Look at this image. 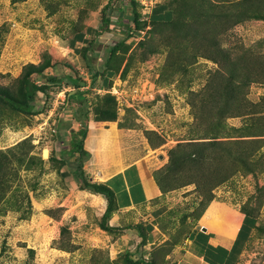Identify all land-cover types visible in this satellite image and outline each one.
Listing matches in <instances>:
<instances>
[{"label":"rangeland","instance_id":"1","mask_svg":"<svg viewBox=\"0 0 264 264\" xmlns=\"http://www.w3.org/2000/svg\"><path fill=\"white\" fill-rule=\"evenodd\" d=\"M135 1L141 24L133 20L131 36L110 54L126 26L89 43L109 0H0V84L17 91L29 63H50L46 74L83 80L91 60L102 67L110 55L111 86L90 94L93 127L88 125L84 140V164L116 162L117 157H105L117 151L116 143L130 160L152 156L155 161L144 160L145 167L158 164L161 154L155 180L170 199L155 217L160 240L136 250L124 236L131 229L101 227L107 199L102 195L105 204L99 206L74 174L79 151L70 130L83 129L72 117L80 96L64 82L52 83L39 92L42 112L0 111V152L16 154L0 176L6 184L0 195V264H130L129 250L135 257L158 251V264H172L215 198L260 216L264 227V115L261 91H255L264 85V0L225 5L190 0L199 14L180 25L144 18L160 0ZM130 6L123 0L112 8H122L127 21L133 19ZM255 6L262 13L238 21ZM80 35H86L84 42ZM42 78L38 75L39 83ZM111 127L123 129L116 136ZM90 129L103 130L101 139L112 143L97 149L92 163L89 141L96 132ZM144 169L147 176L153 171ZM111 221L112 215L105 222L114 225ZM243 258V264H264V231L253 237Z\"/></svg>","mask_w":264,"mask_h":264},{"label":"crops","instance_id":"2","mask_svg":"<svg viewBox=\"0 0 264 264\" xmlns=\"http://www.w3.org/2000/svg\"><path fill=\"white\" fill-rule=\"evenodd\" d=\"M168 0H160L158 3H164ZM169 2V1H168ZM157 3V4H158ZM155 7V6H154ZM154 7L147 8L148 13L144 18L151 21V14ZM169 9L173 11V21H189L193 14L197 11L194 7L185 5H169ZM177 10L180 13H177ZM143 16V15H141ZM177 17L180 19H177ZM111 78L109 85L111 86ZM90 85L92 81V75L87 72V76L84 77ZM104 76H100L96 84L92 86V91H100L102 89H107L102 81ZM86 86V88L89 87ZM109 86V87H110ZM255 91H261L260 101H261V114L264 115V85H260L259 88H255ZM91 118L89 119L88 125L90 126ZM93 125L90 126L92 128ZM98 129H103L104 127L97 126ZM96 129V128H95ZM109 128L111 133H115L119 136V130L123 128L117 127ZM92 131V129H90ZM93 139L89 144V150L91 151V160L95 157L94 153L96 150H101L103 146H110L112 143H107L101 139L104 137L103 130H95L92 133ZM106 130L104 134L108 135ZM100 139L98 141V139ZM97 140H96V139ZM117 139V138H116ZM117 141V140H116ZM113 147V146H112ZM116 149L110 150V157L105 156L106 160H114L117 157V161H109L106 163L111 169L105 168L104 164L93 165V163L86 164L85 168L91 174L94 181L108 182L111 187L115 190L118 208L112 215L111 223L116 226L126 227L129 224H136L139 222H144L145 225L152 230L148 232L149 237H154L153 242H149L144 245H151L160 240L158 233L160 229L155 222V217H159L161 210L164 205L168 204L169 194L164 193L160 186L157 184L154 171L159 169L164 160L161 154H158L160 162L157 164L155 162L154 166H148L153 168L149 172V176L143 173L140 169H148L145 167L146 162L153 161L154 158L148 157L147 161H144L140 156L127 158L126 152L120 147L119 143H116ZM105 154V153H104ZM110 158V159H109ZM141 159V160H140ZM140 160V161H139ZM143 160V161H142ZM144 163H140V162ZM104 167V169L102 168ZM102 168L101 170H98ZM145 170V169H144ZM145 174V175H144ZM91 197L96 199V203L103 207L105 204L104 197L101 194L92 193L88 190H83ZM122 197V198H121ZM123 199V202H122ZM263 220L260 216L247 214L242 207L229 200L224 199H213L205 208L198 223L193 226L182 245L179 246L177 252L175 253V261L177 264H243V257L249 253L251 243L253 242V237L257 234L260 235V231H264ZM203 228H206L203 231ZM126 231L131 229L132 232L125 233L124 236L131 241L130 244H134L135 249L142 248L139 246L141 238L139 237L137 230L134 228H124ZM154 235V236H153ZM132 245H130L131 248ZM146 248V247H145ZM173 264L175 263L172 261Z\"/></svg>","mask_w":264,"mask_h":264},{"label":"trees","instance_id":"3","mask_svg":"<svg viewBox=\"0 0 264 264\" xmlns=\"http://www.w3.org/2000/svg\"><path fill=\"white\" fill-rule=\"evenodd\" d=\"M117 1H123V0H109V2L105 5L103 9L102 23L94 31L95 36L89 41V43L92 46V44L97 41V34H101L105 31L117 32L119 29H121V27L126 26L125 29H122L124 33H126V35L119 41L112 42V45L108 51L110 54L113 51H115L116 48L120 44H122L127 38L131 36V30L133 32L131 23L133 22V20H135L138 23V25L141 24L140 22H138L139 14L137 13V2L135 0H128L131 5L130 7H131V13L133 14V19L131 18L126 19L127 21L124 20L126 18L125 17L126 15L122 8L119 9V11L117 12H115L114 9L112 8L115 2ZM168 1L164 3H158L155 5V7L152 10V14L150 18L152 23L154 24L169 23V24H174V25H180L183 23L187 24L190 21V20L185 21V22L173 21V11L169 9L170 4L194 7L196 11L199 12L198 7L195 4L189 3L190 0H188L187 2H184V0H181V1L180 0H168ZM203 1H208V0H203ZM209 1H215L218 3V5L220 3L225 5L229 3V1H232V0H209ZM253 1L254 0H247L248 3L253 2ZM243 3H246V0ZM259 13H262L261 7L259 6L251 7L250 9L247 10V15L245 17H241L240 19H238V21L247 19L253 16L254 14H259ZM198 14L199 13L193 14L191 18L197 16ZM230 15H232V13ZM114 16L116 18L115 21L112 20V17ZM226 16L229 17V15L227 14ZM135 28H138V27H135ZM78 38H80L84 42L85 38L87 37L86 35H80ZM0 48H1V39H0ZM111 58L112 57L110 55L107 56L105 61L102 62V67H98V68L94 66L95 64L93 60L90 61V64L88 66V69H90L89 73L92 75V81L90 85L88 84L87 80L84 79V77L82 80L79 77L73 76L71 74H55V75L46 74L45 68L50 63L43 64V65H36L34 63H29L24 66L23 72L18 78L19 85H18L17 91H12L9 87H6L0 84V111L3 108H6L15 113H20L23 115H36L42 112L43 110V108L39 104V92L44 91L46 87L49 86V84L64 82L66 86H71V88L73 87L75 92L76 91L78 92V95L80 96V98L78 97L77 99L79 106L76 108V111L74 110L75 112L72 117L73 119L77 117V119L81 121V123L83 124V129L73 128L70 130L71 131L70 137L73 140V142L71 143L76 147V150L79 151L78 156H76L77 167L74 173L75 178L78 181L80 189L88 190L96 194H101L107 199V206L102 215L101 227L107 231L120 230L124 228H134L137 230L138 235L141 238L139 246L143 247L149 242H153L155 240L154 237L148 236V232H150L153 227L150 226L151 228H149L148 227L149 225H145L144 222H139L136 224H129L126 227L106 224L105 221L108 218H110V216L113 215V213L118 208L115 190L111 187V185L108 182L94 181L92 179L91 174L85 168V164H84L85 155L87 154V151L84 147V140L87 134L89 119L91 118V115H92V110H91L92 104L90 101V94L92 93L91 88L93 85L96 84L100 76H104V79H102V81L106 83V84H103L102 86L104 87L106 86L105 88L107 87L109 88L110 80L112 77L115 76V68L110 62ZM88 59H89V55L87 54V49H86V51L83 52V60L88 61ZM38 75L40 77H43L42 83L38 82ZM0 76H3V74L0 73ZM250 81H253V80L248 79V83H250ZM88 85L89 87L86 88V86ZM249 103L253 104L252 101L247 100V104ZM247 107L250 108L249 106ZM8 152L9 150L0 152V174H1L2 168H4L6 165L9 166L11 159L16 156L15 153L13 152L8 153ZM160 169H157L154 171V177H156V173ZM87 173L90 175L88 176ZM2 175H5V172H2L0 176ZM156 182L159 185L157 180ZM5 185L6 184L4 180L1 179L0 180V195L5 193ZM246 213L249 215H253L248 212ZM133 252L134 251L129 250L126 253V258L130 262V264H158L154 260V257L157 256L158 251L153 252L149 257L147 256V254H142L141 257H135L136 253H133ZM151 259L154 261H151ZM173 261L175 262L174 264H177V261H175V258L173 259ZM125 262L127 263V261Z\"/></svg>","mask_w":264,"mask_h":264},{"label":"clouds","instance_id":"4","mask_svg":"<svg viewBox=\"0 0 264 264\" xmlns=\"http://www.w3.org/2000/svg\"><path fill=\"white\" fill-rule=\"evenodd\" d=\"M60 93L64 92V91H59ZM65 93V92H64Z\"/></svg>","mask_w":264,"mask_h":264},{"label":"water","instance_id":"5","mask_svg":"<svg viewBox=\"0 0 264 264\" xmlns=\"http://www.w3.org/2000/svg\"><path fill=\"white\" fill-rule=\"evenodd\" d=\"M206 230V228H203V231H205Z\"/></svg>","mask_w":264,"mask_h":264},{"label":"bare ground","instance_id":"6","mask_svg":"<svg viewBox=\"0 0 264 264\" xmlns=\"http://www.w3.org/2000/svg\"><path fill=\"white\" fill-rule=\"evenodd\" d=\"M145 175V174H144Z\"/></svg>","mask_w":264,"mask_h":264}]
</instances>
